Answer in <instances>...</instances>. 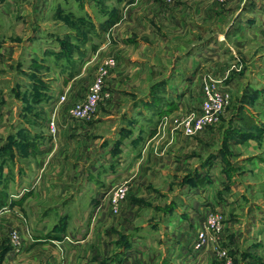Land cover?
I'll use <instances>...</instances> for the list:
<instances>
[{
	"label": "crops",
	"instance_id": "obj_1",
	"mask_svg": "<svg viewBox=\"0 0 264 264\" xmlns=\"http://www.w3.org/2000/svg\"><path fill=\"white\" fill-rule=\"evenodd\" d=\"M8 4L0 0V75L12 61V38H63L66 44L77 39L81 45L64 56L60 45L51 46L50 59L37 61L31 95L43 109L41 120L23 111V92L16 93L13 106L0 110V218L16 224L23 239L18 251L11 244L5 248L1 264H122L127 257L131 264H226L212 244L193 248L196 231L210 212L223 215L219 246L231 264H264V118L235 113L231 123L247 121L250 127L236 129L237 139L227 136L229 153L216 149L203 157L193 151L200 142L186 146L179 129L160 123L177 112L182 98L161 95L194 83L205 64L215 71L222 56L233 62L227 73L248 72L247 59L242 65L233 47L222 50L244 24L246 36L256 26L255 66L264 71V0H33L26 10L32 17L15 20L4 10ZM108 59L114 61L107 78L109 97L98 114L99 121L111 124L104 128L112 133L90 159L93 146L84 134L96 123L74 121L68 109L78 101L71 99L73 85L87 74L90 83L96 67ZM224 78L233 82L232 76ZM61 94L65 100L59 103ZM52 115L57 124L53 135L47 126ZM186 152L191 154L186 157ZM247 172L254 178L245 177ZM125 176L134 184L132 195H158L163 185L179 184L178 195H168L161 216L164 231L170 232L165 241L144 237L148 227L155 231L162 225L138 222L135 202L114 215L103 199L109 191L104 188ZM75 201L79 211L69 207ZM43 203L58 212L56 223L40 212ZM23 228L29 231L27 243Z\"/></svg>",
	"mask_w": 264,
	"mask_h": 264
},
{
	"label": "rangeland",
	"instance_id": "obj_2",
	"mask_svg": "<svg viewBox=\"0 0 264 264\" xmlns=\"http://www.w3.org/2000/svg\"><path fill=\"white\" fill-rule=\"evenodd\" d=\"M8 1H9V4L4 10L7 12L8 16L11 19H14V20L16 18L20 19L21 16H24L25 18H28V19L32 17L31 11L26 12V10H27V7L31 9V4L33 3V0H22V1L8 0ZM79 11L80 9L77 8L76 12L79 13ZM43 13H47L48 15L47 10H44ZM74 20L75 22H78L77 23L78 25H80L79 23L80 17H76L74 18ZM244 25H245L244 29L241 28L240 31L238 30L239 36L237 38L232 39L231 41H228L229 44L225 46L224 48H222V50L228 51L230 50L229 47H233L234 48L233 53L237 54L236 57H239L240 60H243L242 65H244V62L247 59L250 67L246 74L243 73L244 68L243 69L241 68V70L239 71H232V72L227 73V69L230 67V65L233 64V62L232 63L226 62L227 60H223V58H221L222 56H220L218 57V59H222V63L220 61L221 65H218L215 71H211L210 69H207L206 67L209 68L212 66H208V64H205L203 66L202 71L200 72V75L198 77L199 79H197L194 83H190L184 88H177V87L169 88L168 91L166 92L167 95L166 93L161 95V97H167V98L172 97L175 94L182 96V98H179L181 100L180 101L181 107L178 106L177 112H175V114L171 116L170 118H168L167 115H165V117L163 116L162 119L160 120L161 126L165 125V123L167 122L172 123L177 129H179L184 134L186 146L189 144L191 147H194V146H197L196 142H200L201 145L199 146V148H195L193 151L195 152L198 151L199 153H201L202 157L207 155L208 153H211L212 151L216 149H218L219 151L221 150L222 153H225V154L229 153L226 147L227 146L226 145L227 136L229 140L234 139V138L237 139L238 137L235 134H237L238 130L236 129H240V128L245 129V128L250 127V124L247 123L246 120H245L246 123H243V124L240 121H237V119H235L234 122L231 123L230 118L233 117L235 113L237 112H239L240 114L242 113L243 115H245L244 117H248L247 115L249 114V115H254L255 117L264 118V71H260V70L256 71L257 69L255 66V59H256L255 53H256V48H257L258 43L256 42L254 32L257 31V29H255L256 26L251 27V29H249L251 34L246 36L244 35V33H242L247 30L246 24ZM74 30L76 31L77 27L74 28ZM93 41L94 43H97L98 40L94 39ZM67 42L69 43L71 42L72 44H66V41L63 38L57 41L50 40V39L47 40V39H31V38L22 39V40L20 39L19 41H14L13 38L8 40V45L10 46V47L8 46L9 47V59H11L12 61L10 62L9 67L3 70L2 75H0V84H1L0 86V110L2 109L7 110L6 107L9 108L10 106H13V103L16 102L17 100L16 93L17 95H19L21 94V92H23L26 98L24 103L22 104V107L24 108L23 111L27 115L28 114L31 115L32 113H34L37 115V118L39 117L40 120L42 119L41 115H42L43 109L42 107H39L38 103H34V95H31L33 91V89L31 88L32 87L31 85L39 70L37 61L41 59L43 62H45L46 61L45 58L48 59L49 57H51V54H52L50 53L52 52L51 46L55 47L56 45H60L59 47L61 49L60 50V52L62 53L61 55L64 56L68 54L69 50L74 51L75 46L80 47L81 45L80 44L81 41L77 39H74L73 41L69 40ZM18 43H19L18 48H15V46ZM244 43H246L245 44L246 48H243ZM90 45L92 47L95 46V44H93L92 41H90L89 46ZM18 49L20 50L19 55L17 57H13L15 55L14 52H16ZM243 49H246L245 51H247L248 55H246L244 51L242 52ZM234 60L236 61V59ZM97 69L98 67H96V70H95L96 72H97ZM96 72H94L91 82L93 81ZM109 74H110V70H109ZM226 75L227 77L232 76L233 82L224 80L225 79L224 77H226ZM41 76L44 79H46L48 77V74L42 71ZM91 76L92 75L90 74L84 75L82 76V78H80V80H77V82L73 85V94L71 98L73 101L74 99L79 101L83 97H85L91 85V82L90 83L88 82ZM108 76L107 78H109ZM247 77H248V82L245 81ZM107 78H106V82L104 86L105 96L104 98L102 97L103 99L99 100V102L97 103V107L95 109L94 114L89 119H86V120H78L75 117L71 116V119L74 121L75 120L83 121V122L93 121L94 123H96V124L91 125L90 129L87 130L84 134V137L87 136L91 141L89 145H91V147L93 146V151L89 155L90 159L94 158L96 156L95 153L97 154V152L99 151V148H100L99 143L101 142L102 138L110 136L112 133L110 128L109 129L104 128L105 125L111 126V124L107 123V121H105L104 119L99 121V119H101L100 117L101 114L100 113L98 114V110L101 107L100 104L106 100L107 96L109 97L108 87H110L109 85L110 82L108 81ZM209 79H212L210 81L215 83L216 87L222 90H226L230 93L231 103L229 106L225 107L219 113V116L216 122L204 126L202 129H199L193 134H186L183 128V122L186 121L188 117L192 116L193 114L194 115L196 114L197 109L199 108V105L202 99L203 83ZM87 83H89V86H87L88 85ZM228 84L230 86H228ZM5 94H9L8 95L9 98L4 101L3 99H4ZM158 137L159 136L155 138L157 139ZM189 137H192L193 141L189 140ZM194 143H196V145ZM186 149L192 150V148H186ZM189 154L191 153L186 152L185 156L188 157ZM97 156L99 157V154ZM27 157L28 156H26V159ZM122 171H126V170L122 169ZM108 175H111V174H108ZM124 175L128 176L129 174L126 173ZM127 176H125V178H122L119 184L115 185L116 182H114L115 184L112 187H110L111 186L110 185L104 188L105 192H107L108 190L109 191L106 193L103 199L105 200L107 199L109 203V207L114 215H118L121 209H124L125 207H127V204L129 202H135L137 205L136 219L138 222L151 221L150 222L151 225H152V222H155L159 224L160 226L162 225L159 229L157 228V230L155 231H153L150 227H148V230L146 232L144 231L145 233L144 237L150 236L151 238L157 239L158 241L159 240L165 241L168 238L169 236L168 234L170 232L164 231L165 229L164 222L161 221L162 219L161 216L165 215L166 210L168 209V204H169L168 195H178L179 184L178 183L173 184L171 189H167L168 186L163 185V193H160L158 195H132L135 192L134 190L135 187H134V184L131 186L129 182H126L129 180L128 178L129 176L128 177ZM244 176L249 179L254 178V175L249 174L248 172H247V175L244 174ZM62 183H64L63 180L61 181V184ZM139 186H142L143 188H145L144 187L145 185L142 183H140ZM117 187H124L126 189L125 190L126 192H125L124 198L119 203V208H118L119 210L117 212H113L109 199L107 197ZM64 196L65 195H62L59 197L64 198ZM83 197H84L83 205L85 206L87 203V201L85 202L86 195H84ZM46 202L49 203L50 201L47 200ZM44 203L41 204L40 212L47 214L46 216L50 219V223H51V220H52V223L54 221L56 223V220L59 216L58 212H54L51 209L50 210L46 209L47 206H45L46 204ZM77 203L78 202L75 201L74 204L72 205L69 204V207H73L75 211H79L80 203H78V206L76 205ZM50 212H54V213L51 214ZM75 214L76 212L74 213L73 218H76V216H78ZM80 218L81 217L79 216V220ZM79 220L77 221V219H75V221L77 222H79ZM0 221H1L0 223V264H1L2 253L5 250V248L9 244H11L12 231L17 230L19 232L20 230L18 229L16 224L11 226V224L6 223L9 221H6L5 218H0ZM3 223H6V225ZM22 230L25 232V234L23 235L26 236L24 243L31 241L29 237L30 236L29 231L27 230V228H23ZM21 235H22L21 232H19L20 241L23 240L21 239L22 238ZM161 235H163L162 238H161ZM169 242L170 244H172V240H169ZM21 248H22V242H21Z\"/></svg>",
	"mask_w": 264,
	"mask_h": 264
},
{
	"label": "built area",
	"instance_id": "obj_3",
	"mask_svg": "<svg viewBox=\"0 0 264 264\" xmlns=\"http://www.w3.org/2000/svg\"><path fill=\"white\" fill-rule=\"evenodd\" d=\"M171 3L175 0H164ZM113 59H108L105 64L98 67L89 90L84 98L74 102L69 107L70 116L78 120L89 119L95 112L97 103L105 96L104 86L106 78L109 74V69L113 65ZM65 95H59L58 102H63ZM231 103V95L228 91L219 89L212 81H206L202 86V99L197 109L196 114L188 117L183 122V128L186 134H193L204 126L217 121L219 113ZM47 126L50 134L56 133V118L52 115L47 121ZM126 189L124 187H117L108 196L113 212L119 209V203L124 198ZM223 230V215L219 212H210L205 218L204 224L197 229L196 238L193 243V248L198 250L205 245H214L219 257L225 259L226 264H231V260L227 255L226 250L219 246L221 241V233ZM11 245L15 250L21 249V241L19 232L13 230L11 233ZM122 264H131L130 258L127 257Z\"/></svg>",
	"mask_w": 264,
	"mask_h": 264
}]
</instances>
